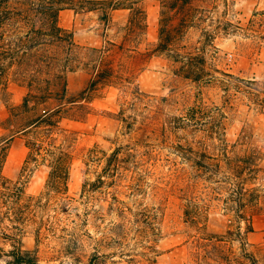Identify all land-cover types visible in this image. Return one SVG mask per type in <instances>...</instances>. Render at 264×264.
Instances as JSON below:
<instances>
[{"label": "rangeland", "instance_id": "obj_1", "mask_svg": "<svg viewBox=\"0 0 264 264\" xmlns=\"http://www.w3.org/2000/svg\"><path fill=\"white\" fill-rule=\"evenodd\" d=\"M137 1L146 36L134 55L109 53L132 90L82 95L91 72L67 73L81 101L38 162H25L30 125L57 104L24 110L13 69L0 83V264L20 248L37 264H264V0H216L181 38L190 67L150 55L161 2ZM100 17L68 9L60 24L82 48L119 44L124 14L107 37Z\"/></svg>", "mask_w": 264, "mask_h": 264}, {"label": "trees", "instance_id": "obj_2", "mask_svg": "<svg viewBox=\"0 0 264 264\" xmlns=\"http://www.w3.org/2000/svg\"><path fill=\"white\" fill-rule=\"evenodd\" d=\"M160 2V33L150 55L166 53L190 67L197 57H192L189 52L180 53L178 47L181 38L190 28L209 18L208 15L217 8L216 0ZM68 9L77 13H100V21L104 25L103 37H107L106 31L111 26L113 13L127 11V22L118 27L116 34L120 39L119 44L106 40L100 48L80 47L75 42L73 32L60 24L62 12ZM148 27L146 9L137 0H0V83L7 86L9 71L13 69L11 80L27 90L23 99L24 110L48 103L50 106L57 104L54 108H47L30 125L31 138L26 145L29 153L25 162H38L44 143L42 139L54 140L59 119L70 115L81 101L67 98V73L74 72L80 65L91 72L82 95L95 92L101 86L116 85L125 91L132 90V70L122 61L115 63L110 60L109 53L117 48L123 56L134 55ZM137 95L140 93L137 92ZM117 154L118 151H114L112 157ZM4 159L5 154H1L0 177ZM13 257L12 264H37L35 258L21 248L13 252ZM88 264L95 263L91 260Z\"/></svg>", "mask_w": 264, "mask_h": 264}, {"label": "crops", "instance_id": "obj_3", "mask_svg": "<svg viewBox=\"0 0 264 264\" xmlns=\"http://www.w3.org/2000/svg\"><path fill=\"white\" fill-rule=\"evenodd\" d=\"M117 12H121V13H123L124 14V16H125V18H126V22H127V19H128V12L127 11H124V10H118V11H115L114 13H117ZM114 13H113V15H114ZM148 16V15H147ZM149 25V24H148ZM148 29H149V27H148Z\"/></svg>", "mask_w": 264, "mask_h": 264}]
</instances>
